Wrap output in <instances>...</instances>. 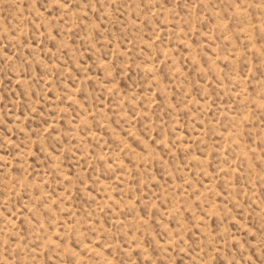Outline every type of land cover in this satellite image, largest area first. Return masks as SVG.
Masks as SVG:
<instances>
[{
    "label": "rangeland",
    "instance_id": "obj_1",
    "mask_svg": "<svg viewBox=\"0 0 264 264\" xmlns=\"http://www.w3.org/2000/svg\"><path fill=\"white\" fill-rule=\"evenodd\" d=\"M0 264H264V0H0Z\"/></svg>",
    "mask_w": 264,
    "mask_h": 264
}]
</instances>
